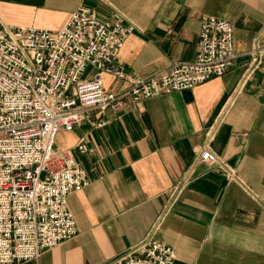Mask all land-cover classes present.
Wrapping results in <instances>:
<instances>
[{
	"label": "crops",
	"instance_id": "obj_1",
	"mask_svg": "<svg viewBox=\"0 0 264 264\" xmlns=\"http://www.w3.org/2000/svg\"><path fill=\"white\" fill-rule=\"evenodd\" d=\"M82 5L134 27L113 64L131 76L194 59L204 15L234 24L238 57L193 89L127 99L121 113L91 109L59 131L56 147L73 152L89 183L67 199L77 236L39 264H109L150 236L175 248V264H264V63L246 78L245 56L264 29V0H0V18L55 31ZM104 79L109 91L129 85L111 73ZM81 139L87 153L76 149ZM206 146L247 187L199 160Z\"/></svg>",
	"mask_w": 264,
	"mask_h": 264
},
{
	"label": "built area",
	"instance_id": "obj_2",
	"mask_svg": "<svg viewBox=\"0 0 264 264\" xmlns=\"http://www.w3.org/2000/svg\"><path fill=\"white\" fill-rule=\"evenodd\" d=\"M133 29L120 21H101L85 5L55 31L0 18V264H39L45 251L78 234L67 199L89 178L71 150L56 147L61 129H73L91 109L121 113L127 99L139 103L193 89L224 75L238 57L234 24L204 15L194 59L176 60L147 78L131 76L113 64ZM245 56L247 78L264 63V29ZM90 65L96 70L84 78ZM106 73L129 85L119 92L107 90ZM76 149L90 150L83 139ZM196 154L222 170L228 182L247 187L235 168L208 146ZM176 258L174 247L150 236L109 264H175Z\"/></svg>",
	"mask_w": 264,
	"mask_h": 264
}]
</instances>
